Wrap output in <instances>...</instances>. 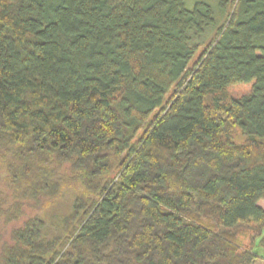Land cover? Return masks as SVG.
<instances>
[{"label":"trees","instance_id":"obj_1","mask_svg":"<svg viewBox=\"0 0 264 264\" xmlns=\"http://www.w3.org/2000/svg\"><path fill=\"white\" fill-rule=\"evenodd\" d=\"M216 3L0 0V264L264 260V0Z\"/></svg>","mask_w":264,"mask_h":264},{"label":"rangeland","instance_id":"obj_2","mask_svg":"<svg viewBox=\"0 0 264 264\" xmlns=\"http://www.w3.org/2000/svg\"><path fill=\"white\" fill-rule=\"evenodd\" d=\"M198 0H188V5L190 7H193L194 3L197 2ZM210 1L213 5H216L217 0H208ZM231 10V6H229L228 11ZM234 10V7L232 8ZM232 10L230 14L232 13ZM217 20L218 22L222 25L224 24L226 20V15L222 16L220 12L217 11ZM213 34V32H211ZM206 46H202L199 50V52L196 54L194 57L190 69H194L197 67L196 64L199 63L202 54L205 52ZM253 87V83L250 84H239V85H233L228 87L225 92L223 93L225 98L228 100L230 99H240L244 96H247L251 93ZM175 93V90H171V95ZM170 95V96H171ZM169 99H167L168 102ZM210 101V99H209ZM208 101V102H209ZM232 136L238 144H246L247 143V138L241 133L239 128H235L234 131L232 132ZM74 197L71 194L66 195L60 202H58L47 214L44 216V218L49 221H54V222H60L64 217L70 214L71 212V207L73 204ZM34 213L31 211H28V214L26 217L21 218L18 221L13 222L12 224L8 226H2L3 229V234L6 235V239L9 240V236L11 235V232L15 229H18L22 226L25 220H27V217H33ZM50 222V223H51ZM230 232L234 235L237 236L239 239V242L244 249L250 248L252 245L255 243H258L261 239V237L264 235V230L256 225H240L232 230ZM258 264H264V260L260 259L258 261Z\"/></svg>","mask_w":264,"mask_h":264}]
</instances>
